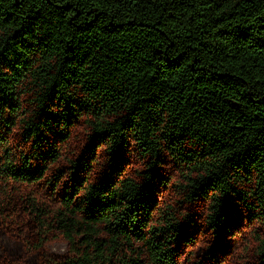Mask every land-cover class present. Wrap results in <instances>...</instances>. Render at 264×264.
Listing matches in <instances>:
<instances>
[{
	"label": "trees",
	"instance_id": "1",
	"mask_svg": "<svg viewBox=\"0 0 264 264\" xmlns=\"http://www.w3.org/2000/svg\"><path fill=\"white\" fill-rule=\"evenodd\" d=\"M14 193V250L66 246L36 264H181L200 224L264 264V0H0V218Z\"/></svg>",
	"mask_w": 264,
	"mask_h": 264
},
{
	"label": "rangeland",
	"instance_id": "2",
	"mask_svg": "<svg viewBox=\"0 0 264 264\" xmlns=\"http://www.w3.org/2000/svg\"><path fill=\"white\" fill-rule=\"evenodd\" d=\"M82 139V132L80 128L72 137V140L67 147V151L71 152L78 147L79 142ZM18 142V143H17ZM12 143L16 145V148L20 146V142L18 137H14ZM63 163V162H61ZM136 166V164H134ZM131 173V171H130ZM177 177H175L176 179ZM44 183L38 185L35 188H26V192L32 193L36 199H38L39 204H50L51 202V194L48 192V189L44 188ZM23 191V190H22ZM21 192V191H19ZM169 192H164L162 202L170 203L173 201L170 198ZM20 196L18 193L13 194V202H9L6 204V208L4 209V218H0V264H36V260H38V256L40 252L45 251L50 256H62L66 252L65 244L59 239L52 237L46 244L42 250L38 252L37 255H33V243L36 241L32 237L26 243L23 248L15 249L14 250V243L11 242L10 238H19L22 239L23 237L29 238V234H31L30 222L28 214L22 209L23 202L18 199ZM5 199V198H4ZM174 208L177 209L179 212L182 208H177L178 204L173 205ZM6 220H10L9 224H5ZM207 230L200 224V228L197 231L198 234V241L195 246H191L185 249V258L180 259L181 264H189V259H194L189 256V252L191 254H196V258L194 260H199L201 258V250L202 248L206 247L207 245H216L217 251L222 252V257L226 258L227 261H224L223 264H231V263H242L247 259H251L254 254V246L255 242V235L262 233L259 229H257L252 224H247L244 227V230L241 231L240 236L232 243L231 246H221V244L214 243L212 241V237L207 234ZM27 235V236H26ZM230 243V242H229ZM220 253V252H219ZM221 255V253H220ZM221 257V258H222ZM210 264V262L208 263Z\"/></svg>",
	"mask_w": 264,
	"mask_h": 264
}]
</instances>
